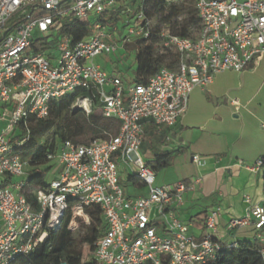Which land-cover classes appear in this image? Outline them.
<instances>
[{
  "label": "built area",
  "instance_id": "1",
  "mask_svg": "<svg viewBox=\"0 0 264 264\" xmlns=\"http://www.w3.org/2000/svg\"><path fill=\"white\" fill-rule=\"evenodd\" d=\"M178 1L193 4L194 36L181 38L164 26L153 29L146 0H0V124L5 125L0 130V264L29 256L68 211L71 231L80 217L76 210L83 213L89 206L100 209L106 225L89 257L98 264H209L223 249L239 247L240 241H218L220 208L208 212L198 237L189 234L191 225L179 221L176 211L200 179L158 186L139 152L144 124L175 127L191 93L209 86L215 75L264 70V0ZM132 5L137 13L122 46L154 36L161 50L178 55L174 69L162 67L146 84L127 83L117 70L107 73L96 63L117 51L107 26L128 17ZM66 17L89 26V34L73 43L71 34L61 33L60 19ZM53 36H61V42L51 51L44 40ZM35 44L44 50L36 51ZM77 90L92 96L77 97L71 110L88 116L96 99L102 117L119 124L117 134L87 145L65 141L47 156L56 179L43 188L29 185L27 164L14 152L28 139L29 118L46 120L53 102ZM193 161L198 163L196 157ZM119 165L132 169L145 195H125ZM247 170L264 177V156ZM244 202V215L228 221L226 231L252 228L251 244L258 245L264 264V184L259 204Z\"/></svg>",
  "mask_w": 264,
  "mask_h": 264
},
{
  "label": "crops",
  "instance_id": "2",
  "mask_svg": "<svg viewBox=\"0 0 264 264\" xmlns=\"http://www.w3.org/2000/svg\"><path fill=\"white\" fill-rule=\"evenodd\" d=\"M263 90L264 79L251 95L218 102L219 98H213L217 97L213 79L206 88H197L191 93L187 112L175 127L156 129L151 123L144 124L145 138L139 152L143 161L152 166L162 161L157 156H169V166L159 170L158 179V171L154 172L156 185L172 186L200 179L196 190L185 195L183 206L176 211V218L189 223V234L195 237L202 228L193 222L194 218L197 215L202 218L214 208L221 209L218 241L223 244L233 240L251 242L254 237L252 228L241 230L237 236L235 231H226V224L244 215L245 199L252 204L261 202L264 177L253 174L247 167L264 156V95H256ZM194 157L198 163L193 161ZM170 168L175 173L173 177L166 173ZM181 169L188 170L182 178L177 177ZM51 171H54L52 166ZM53 173L54 179L56 172ZM132 174L133 171L127 176ZM129 186L131 193L124 192L129 197L146 194L143 188Z\"/></svg>",
  "mask_w": 264,
  "mask_h": 264
},
{
  "label": "trees",
  "instance_id": "3",
  "mask_svg": "<svg viewBox=\"0 0 264 264\" xmlns=\"http://www.w3.org/2000/svg\"><path fill=\"white\" fill-rule=\"evenodd\" d=\"M132 1L136 3L141 0ZM149 3L154 5V12H160L164 5L162 0H146V5ZM182 11L183 7L179 9L173 8V16H178ZM145 16L149 19L147 10ZM195 22L197 23V19L191 17L189 23L182 26L174 25L170 31L178 37L186 38L189 36V24ZM61 33L71 34L74 38L73 43H76L89 34V26L75 23L67 24L62 26ZM124 48L136 51L135 68L132 80L130 81L134 84H146L149 78L162 67L174 69L178 62V55L168 50H161L158 46V39L154 36L146 40H135ZM34 49L36 51L44 50V48L39 47L37 44L34 45ZM86 95L92 96V91L84 92L77 90L73 94L53 102L50 105L49 116L46 120L29 118L28 139L21 147L14 149L15 154L19 155L27 164L29 185H38L42 188L46 186L44 183L46 173L51 169L47 156L54 154L58 146L65 141L82 144L78 143L83 130L82 126L78 125L79 119L83 120L84 127L88 133L90 132L94 135L90 142L94 140H106L117 134L119 124L115 120L103 118L101 112L97 113L100 104L96 99L92 100L91 113L88 116L71 110V106L76 98ZM49 133H52L51 140L49 142L43 141V138ZM156 159L159 161L162 159V161L152 166L148 165L154 172L169 166L168 155L157 156ZM127 183L139 189L143 188L142 183L133 174L127 176ZM28 200L32 201L31 198H28ZM80 214L83 217L85 215L88 219V224L82 225L84 232L81 236L78 238L72 237V233L68 228L71 214L68 212L64 215L59 227L48 233L44 244L37 245L29 256L15 264H98L89 257L94 251V244L103 236L106 230L104 219L100 209L96 206L83 207V213ZM205 217L204 215L200 218V215H197L193 222L202 228ZM79 222L81 221L79 220ZM258 251V245L240 241L237 249L230 251L223 249L217 253L216 259L209 264H262Z\"/></svg>",
  "mask_w": 264,
  "mask_h": 264
},
{
  "label": "rangeland",
  "instance_id": "4",
  "mask_svg": "<svg viewBox=\"0 0 264 264\" xmlns=\"http://www.w3.org/2000/svg\"><path fill=\"white\" fill-rule=\"evenodd\" d=\"M130 2V1H129ZM131 3V2H130ZM131 7V13L128 17H121L118 21H116L112 26H107V31L110 32L113 35V39L117 42V51L108 57H99L96 59L97 64L107 73H111L113 70H117V72L120 73L122 79L129 83L132 80L133 77V71L135 68V55L136 51L131 49H126L122 46L120 40L121 38L126 35V28L130 26L136 16V8L135 6ZM183 7V11L178 16H173V8L179 9ZM154 5L152 3H149L146 5L147 13L149 14V21L151 23V26L153 29H156L160 26L167 27L171 29L172 26H182L184 24L189 23V20L191 17H195L193 4L187 1L179 2L178 0H172L170 2L164 3L162 6V10L160 12H154ZM29 13H27L28 15ZM25 16L24 18H26ZM23 19V18H22ZM19 21V20H16ZM73 23L72 17H66L63 19H60V26H64L67 24ZM197 31V23L189 24L188 26V32L191 36H194ZM34 38H39V35L37 33L34 34ZM45 44L48 45L51 51H54L58 48L60 42H61V36H53L48 39L44 40ZM132 41L131 43H133ZM161 52L160 50H158ZM264 79V71L262 67L257 68L254 71H245L244 73L237 74L233 72H224L220 73L214 76V82L217 88V92H214L213 98H219L217 99L218 102L228 100L230 101L233 98H242L244 95H251L256 87L258 86L259 82ZM243 88V89H242ZM242 89L241 91H238ZM213 94V93H212ZM256 95H264V90L259 94L257 92ZM101 105H99V110L97 113H100ZM78 125H81L82 127V133L81 137L78 139V143L87 144L90 142V140L94 137L92 133H88V131L84 127L83 120L79 119ZM5 125L1 124L0 129L4 128ZM52 138V133H49L43 138V141H50ZM50 166V164H49ZM174 168H178L177 166H174ZM53 169V168H52ZM54 171H47L45 181L46 184L47 181H52L54 177ZM132 169L130 167H127V169L119 165L118 167V176H119V185L121 189L125 193H131V188L129 184L127 183V174L131 173ZM188 170L181 169L177 173V177L183 176V174L187 173ZM168 177L175 176V173L172 168L167 170ZM157 179L159 176H161V171L156 173ZM57 177V176H56ZM35 186V185H34ZM38 186V185H36ZM39 187V186H38ZM70 212V211H68ZM67 212V213H68ZM75 217L73 224H71V233L73 238H78L81 236L84 232L83 226L86 225L85 217L81 216ZM79 220L81 222H79ZM243 231H235V234L239 236ZM252 232V231H251ZM249 233L250 235L252 233Z\"/></svg>",
  "mask_w": 264,
  "mask_h": 264
},
{
  "label": "bare ground",
  "instance_id": "5",
  "mask_svg": "<svg viewBox=\"0 0 264 264\" xmlns=\"http://www.w3.org/2000/svg\"><path fill=\"white\" fill-rule=\"evenodd\" d=\"M76 214H77V215H79V214H80V213H79V210H76Z\"/></svg>",
  "mask_w": 264,
  "mask_h": 264
}]
</instances>
